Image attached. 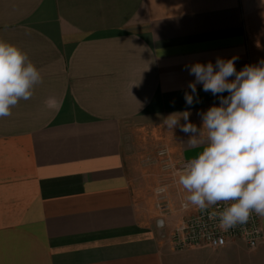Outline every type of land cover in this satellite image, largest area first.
Wrapping results in <instances>:
<instances>
[{
	"label": "crops",
	"instance_id": "crops-1",
	"mask_svg": "<svg viewBox=\"0 0 264 264\" xmlns=\"http://www.w3.org/2000/svg\"><path fill=\"white\" fill-rule=\"evenodd\" d=\"M0 39L43 78L0 118V264H264V236L178 249L160 206L186 200L176 164L204 146L164 120L199 129L220 103L197 84L186 104L188 67L264 60V0H0Z\"/></svg>",
	"mask_w": 264,
	"mask_h": 264
},
{
	"label": "clouds",
	"instance_id": "clouds-1",
	"mask_svg": "<svg viewBox=\"0 0 264 264\" xmlns=\"http://www.w3.org/2000/svg\"><path fill=\"white\" fill-rule=\"evenodd\" d=\"M235 60L218 57L215 65L209 61L188 67L195 79L188 85L191 92L185 93L186 104H193L197 84L220 100L201 113L199 129L188 122L189 111L164 120L171 130L183 118L181 131L191 134L187 143L204 145L185 163L178 183L187 202L201 211L224 205L212 213L223 231L246 224L253 213L264 218V60L240 71ZM42 79L25 51L0 39V118L10 116L20 100H29Z\"/></svg>",
	"mask_w": 264,
	"mask_h": 264
},
{
	"label": "built area",
	"instance_id": "built-area-1",
	"mask_svg": "<svg viewBox=\"0 0 264 264\" xmlns=\"http://www.w3.org/2000/svg\"><path fill=\"white\" fill-rule=\"evenodd\" d=\"M188 160L180 163L181 172L183 166ZM163 191V190H161ZM182 191H185L182 188ZM163 197L161 198V200ZM162 209L168 205L161 204ZM183 209H189L191 204L183 200L181 204ZM193 206V205H192ZM195 207V206H193ZM223 204H218L213 208L201 211L197 208L194 212L182 219L175 225L172 231V239L178 249L188 247L208 245L214 248L226 246L234 240L243 241L248 247L256 248L263 239V230L261 226V217L253 213L246 224L223 231L219 227V220L212 216L217 209L222 210Z\"/></svg>",
	"mask_w": 264,
	"mask_h": 264
},
{
	"label": "rangeland",
	"instance_id": "rangeland-1",
	"mask_svg": "<svg viewBox=\"0 0 264 264\" xmlns=\"http://www.w3.org/2000/svg\"><path fill=\"white\" fill-rule=\"evenodd\" d=\"M138 123H139V121L138 122L137 121H132V122L129 123V128L131 129V131H133V130L136 131V127H138V125H139ZM149 153L151 154L152 157H154L155 155L158 156V157H156V159L154 160V163H153L154 166L156 167V169L161 170L162 173H163V171L165 172V170H168L167 165L163 161L164 159L162 160V158H160V156H159L160 155L159 153H161V151L159 149H156V151L155 150L154 151H149ZM176 165H177V169L179 171L180 170V163H177ZM178 173H180V172H178ZM174 177H175V175H173L172 181H175ZM167 179L168 178H166L164 181L167 182ZM162 211H163V213L165 215L166 214H168V215L171 214L172 217L170 219H172L173 222H176V224L179 223L185 217H187L189 214H191V212H190L191 209H183L181 205L179 207H177V208H168L166 210L163 209ZM188 212H190V213L189 214H185V213H188ZM245 246H246L247 249H251L246 244H245Z\"/></svg>",
	"mask_w": 264,
	"mask_h": 264
}]
</instances>
